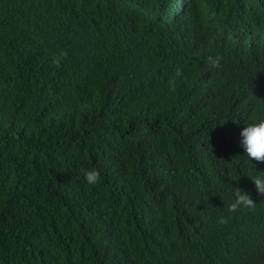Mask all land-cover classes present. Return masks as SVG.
Instances as JSON below:
<instances>
[{
	"label": "trees",
	"instance_id": "obj_1",
	"mask_svg": "<svg viewBox=\"0 0 264 264\" xmlns=\"http://www.w3.org/2000/svg\"><path fill=\"white\" fill-rule=\"evenodd\" d=\"M259 117L264 0H0V264H264Z\"/></svg>",
	"mask_w": 264,
	"mask_h": 264
},
{
	"label": "clouds",
	"instance_id": "obj_2",
	"mask_svg": "<svg viewBox=\"0 0 264 264\" xmlns=\"http://www.w3.org/2000/svg\"><path fill=\"white\" fill-rule=\"evenodd\" d=\"M223 57L220 55H209L206 63L210 68H220ZM182 69H176L174 76L169 81V89L175 91L177 82L182 78ZM241 146L244 149L247 160L252 164L253 160L257 162H264V117H259L251 122L244 123V127L240 133ZM255 165V164H254ZM256 166V165H255ZM83 180L88 185H95L100 181L101 174L96 168L82 169ZM255 185L258 193L264 195V171H258L255 168L254 175L247 176ZM234 200L228 207L229 212H237L242 209H254L256 203L251 198L247 191L234 188ZM226 219H222L221 223H225Z\"/></svg>",
	"mask_w": 264,
	"mask_h": 264
}]
</instances>
